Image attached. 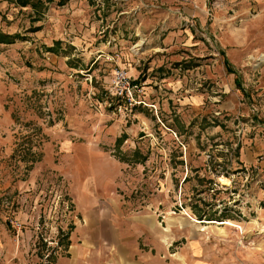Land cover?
<instances>
[{"label": "rangeland", "instance_id": "obj_1", "mask_svg": "<svg viewBox=\"0 0 264 264\" xmlns=\"http://www.w3.org/2000/svg\"><path fill=\"white\" fill-rule=\"evenodd\" d=\"M41 1L0 0V264L104 261L94 208L155 228L138 257L264 264V0ZM125 66L149 106L111 95Z\"/></svg>", "mask_w": 264, "mask_h": 264}, {"label": "crops", "instance_id": "obj_2", "mask_svg": "<svg viewBox=\"0 0 264 264\" xmlns=\"http://www.w3.org/2000/svg\"><path fill=\"white\" fill-rule=\"evenodd\" d=\"M129 71V74L132 76V78L136 81V83H140L144 85L145 90H147L148 84H153L154 80H150V78H147V80H138L137 77L140 74L139 70L137 68H127ZM145 74L142 76L144 77ZM164 80H156L154 83V86L158 85L160 82V87L162 85V82ZM174 84V83H173ZM146 92V91H145ZM193 97V96H192ZM191 97V98H192ZM146 98V97H145ZM87 217L90 218V223L87 226L89 230L91 228H94L91 233V238L89 239L90 242L95 243V251L99 252L101 250L100 245V239L97 236H95L97 230H98V223L100 221L102 222L103 217H107L109 219H106L104 221V237L105 238V247L106 255L104 261H102L96 254V256H88V261H86L87 264H176V261L171 258L172 253L170 250L168 252L162 253L160 249H158L157 246L153 245L150 249L147 251H144L142 254L137 256V248L134 245L135 240H137L139 237H142L144 235H152L155 236V228H151V230H146L144 228V224H139V222H135L136 224L132 226H125V225H119V220L114 218V210H106L103 208H94L91 210L86 211ZM94 221V223H93ZM198 222V221H196ZM201 222V221H199ZM215 221H205L201 222V224H210ZM138 226H141L138 228ZM97 229V230H96ZM95 231V232H94ZM146 231L148 232L146 234ZM95 233V234H94ZM159 237V235L157 236ZM89 251H92V248H89ZM86 253V252H85ZM89 253V252H87ZM163 254V255H162ZM169 255L168 257L165 255ZM190 259L191 264H220L218 259L215 256H197L193 254L191 255ZM78 262H84L83 260H80L79 257L69 260V262H66L67 264H79ZM183 264V262H181Z\"/></svg>", "mask_w": 264, "mask_h": 264}, {"label": "built area", "instance_id": "obj_3", "mask_svg": "<svg viewBox=\"0 0 264 264\" xmlns=\"http://www.w3.org/2000/svg\"><path fill=\"white\" fill-rule=\"evenodd\" d=\"M114 57H119V55L116 54L112 58ZM110 91L125 111L138 106H149L145 98L144 85L136 83L126 68L117 67L115 69Z\"/></svg>", "mask_w": 264, "mask_h": 264}, {"label": "trees", "instance_id": "obj_4", "mask_svg": "<svg viewBox=\"0 0 264 264\" xmlns=\"http://www.w3.org/2000/svg\"><path fill=\"white\" fill-rule=\"evenodd\" d=\"M22 7H27L29 5H32L37 10H43L44 9V3L41 0H38L34 2V0H16ZM16 40L15 36H10L7 34L0 33V44H11ZM188 178H186L185 182ZM200 212L195 213L196 216L199 218V220H207V221H217L218 219H211L206 214H199ZM205 218V219H204ZM219 221V220H218Z\"/></svg>", "mask_w": 264, "mask_h": 264}, {"label": "water", "instance_id": "obj_5", "mask_svg": "<svg viewBox=\"0 0 264 264\" xmlns=\"http://www.w3.org/2000/svg\"><path fill=\"white\" fill-rule=\"evenodd\" d=\"M201 222H205V221H201Z\"/></svg>", "mask_w": 264, "mask_h": 264}]
</instances>
